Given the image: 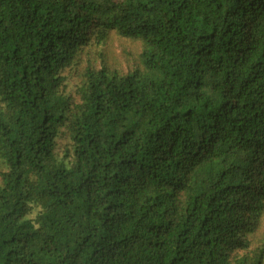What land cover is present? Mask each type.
Returning <instances> with one entry per match:
<instances>
[{"label": "trees", "instance_id": "1", "mask_svg": "<svg viewBox=\"0 0 264 264\" xmlns=\"http://www.w3.org/2000/svg\"><path fill=\"white\" fill-rule=\"evenodd\" d=\"M0 264H264V0H0Z\"/></svg>", "mask_w": 264, "mask_h": 264}, {"label": "rangeland", "instance_id": "2", "mask_svg": "<svg viewBox=\"0 0 264 264\" xmlns=\"http://www.w3.org/2000/svg\"><path fill=\"white\" fill-rule=\"evenodd\" d=\"M118 51H120V49L118 48Z\"/></svg>", "mask_w": 264, "mask_h": 264}]
</instances>
